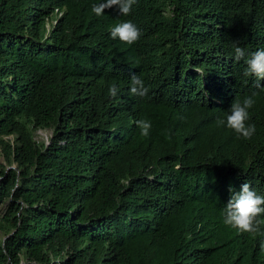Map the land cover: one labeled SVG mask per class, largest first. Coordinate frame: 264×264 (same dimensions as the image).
<instances>
[{"label": "trees", "instance_id": "16d2710c", "mask_svg": "<svg viewBox=\"0 0 264 264\" xmlns=\"http://www.w3.org/2000/svg\"><path fill=\"white\" fill-rule=\"evenodd\" d=\"M101 2L0 0V154L17 164L0 163V264H264V225L224 223L242 184L264 196V80L233 59L264 50V0H137L98 17ZM128 20L131 45L110 35ZM253 93L251 139L217 125Z\"/></svg>", "mask_w": 264, "mask_h": 264}, {"label": "clouds", "instance_id": "9594fccd", "mask_svg": "<svg viewBox=\"0 0 264 264\" xmlns=\"http://www.w3.org/2000/svg\"><path fill=\"white\" fill-rule=\"evenodd\" d=\"M137 0H103V2L94 5L92 12L96 16H101L105 9L117 6L121 15L127 16L132 11V7ZM110 35L113 39L119 38L120 41L131 45L139 40L141 32L136 24L132 21H124L114 26ZM233 59L236 61L244 60L247 67L244 76H254L259 82L264 80V50H257L246 58L245 50L238 46H234ZM120 89L112 84L108 87V96L110 98L117 97ZM130 93L133 96L145 98L149 94V88L145 86L144 81L137 75L131 76ZM257 93L244 97L243 100L236 99L226 113L225 118H218L216 123L218 126H226L233 130L238 138L251 139L256 132L254 124H249V109L256 103L255 97ZM136 125L140 129L141 136L147 137L152 127L150 120H137ZM224 223L228 226L238 229L244 233L253 235L261 232V225H264V196L258 195L257 192L248 184L244 183L238 192H234L227 204L225 205ZM264 248V244L261 245Z\"/></svg>", "mask_w": 264, "mask_h": 264}, {"label": "rangeland", "instance_id": "374dc122", "mask_svg": "<svg viewBox=\"0 0 264 264\" xmlns=\"http://www.w3.org/2000/svg\"><path fill=\"white\" fill-rule=\"evenodd\" d=\"M51 20H53V17H52V19L50 18L47 20L46 26L48 28L51 24ZM50 135H51V129L50 128H42V129L34 130V138H35V140H37L39 142H47ZM8 138L11 139V141H12V136H8ZM0 163L3 164V166L5 167L6 170H8L10 168H12V169L17 168L16 162L13 161L11 163H8L7 161L4 160V157L1 154H0Z\"/></svg>", "mask_w": 264, "mask_h": 264}, {"label": "built area", "instance_id": "2783aa9c", "mask_svg": "<svg viewBox=\"0 0 264 264\" xmlns=\"http://www.w3.org/2000/svg\"><path fill=\"white\" fill-rule=\"evenodd\" d=\"M61 14V12H58V15H60Z\"/></svg>", "mask_w": 264, "mask_h": 264}]
</instances>
